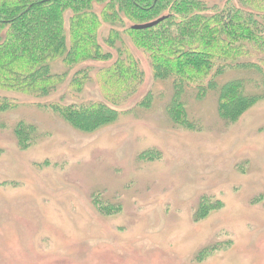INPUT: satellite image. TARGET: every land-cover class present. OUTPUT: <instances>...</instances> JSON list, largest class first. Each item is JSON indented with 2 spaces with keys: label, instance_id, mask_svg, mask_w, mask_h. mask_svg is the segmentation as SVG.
<instances>
[{
  "label": "rangeland",
  "instance_id": "obj_1",
  "mask_svg": "<svg viewBox=\"0 0 264 264\" xmlns=\"http://www.w3.org/2000/svg\"><path fill=\"white\" fill-rule=\"evenodd\" d=\"M123 38L144 82L119 105L128 113L92 132L0 91L18 103L0 112V264H264V99L226 126L214 94L186 89L184 106L202 130L174 127L171 84L155 80L147 56ZM110 62L69 71L91 69L78 97L65 81L39 100L99 98L93 72ZM260 76L251 72V86L264 93ZM149 90L150 106L136 104ZM19 120L39 132L25 150L13 133ZM149 149L160 157L141 158Z\"/></svg>",
  "mask_w": 264,
  "mask_h": 264
},
{
  "label": "trees",
  "instance_id": "obj_2",
  "mask_svg": "<svg viewBox=\"0 0 264 264\" xmlns=\"http://www.w3.org/2000/svg\"><path fill=\"white\" fill-rule=\"evenodd\" d=\"M159 18L155 26L131 28ZM104 25L109 27L101 36ZM123 36L147 56L153 78L171 84L166 112L174 127L202 130L184 106L186 89L197 99L214 94L226 126L264 99V93L253 91L256 81L250 78L251 72L259 73L257 86L264 90V0H0V91L34 98L38 109L92 132L128 113L131 108L119 105L144 82ZM86 60L111 61L93 72L99 98L39 100L52 97L65 81L68 95L78 97L92 79L91 69L68 73ZM55 62L62 69L53 70ZM151 96L149 90L135 103L148 108ZM16 107L13 98L0 95V112ZM13 133L19 150L39 137L37 127L24 120L16 122ZM143 153L144 160L160 157L154 149Z\"/></svg>",
  "mask_w": 264,
  "mask_h": 264
},
{
  "label": "water",
  "instance_id": "obj_3",
  "mask_svg": "<svg viewBox=\"0 0 264 264\" xmlns=\"http://www.w3.org/2000/svg\"><path fill=\"white\" fill-rule=\"evenodd\" d=\"M162 20V18L156 19L154 21L148 22V23H143V24H135L132 25L133 30H141V29H146L152 26H155L157 23H159Z\"/></svg>",
  "mask_w": 264,
  "mask_h": 264
}]
</instances>
